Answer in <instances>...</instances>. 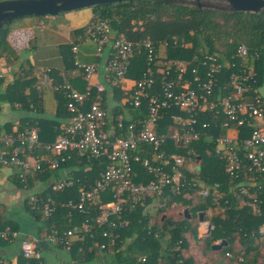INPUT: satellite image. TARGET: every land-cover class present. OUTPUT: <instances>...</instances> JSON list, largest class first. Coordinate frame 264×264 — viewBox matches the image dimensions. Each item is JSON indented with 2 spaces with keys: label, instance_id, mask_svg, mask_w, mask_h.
<instances>
[{
  "label": "built area",
  "instance_id": "obj_1",
  "mask_svg": "<svg viewBox=\"0 0 264 264\" xmlns=\"http://www.w3.org/2000/svg\"><path fill=\"white\" fill-rule=\"evenodd\" d=\"M86 34L94 41L95 54L101 61L82 63L73 56L83 88H77L68 79L54 82L48 67L42 68L38 76L40 87L62 92L66 99L67 124L56 139L41 145L35 126L0 132V167L17 168L23 182L42 171L44 165L55 171L73 158L79 164L86 162L90 168H100L95 183L86 187L72 172L52 183L54 192L79 186L77 199H70L67 206L79 212L92 208L96 214L90 212L72 228L52 230L45 235L46 241L70 250L74 242L88 236L103 252L116 244L130 224L128 214L137 207H147L148 212L158 210L170 195H179L187 187L195 188L199 180L187 174H198L197 164L172 150L171 145L186 146L205 136L216 141L215 153L224 161L229 175L240 179L242 173L246 176L240 180L243 186L252 185L263 174L264 85L253 86L256 80L251 67L242 64L237 71L230 72L227 84L222 86L218 82L220 73L229 66L223 57L205 54L190 60H172L166 54L156 53V46L149 39L113 38L108 23L101 20L91 21ZM171 43L179 44L177 40L164 41L159 48ZM76 49L75 45L71 47L74 54ZM141 51L146 53L142 76L125 87L130 60ZM104 54L106 57L102 58ZM236 54L245 59L249 50L240 44ZM101 71L104 81H93ZM119 85H123L121 100L116 101L113 87ZM223 88H229V93L220 98L218 92ZM206 114L221 119L223 127L249 126L251 130L246 137L216 136L205 131L212 128L209 121H200ZM165 122L173 125L165 127ZM38 148L41 153L36 152ZM23 189H27L26 185ZM197 194L212 195L216 203L223 198L218 183L201 184V189L191 195ZM27 202L46 218L52 216L57 205L51 196H40L38 192L30 193ZM259 232L263 233L264 228L260 227ZM18 236L19 232L9 226L0 228V242ZM39 243V239L22 237V255L40 259L36 251ZM145 261L143 255L135 264ZM0 264L5 262L0 260Z\"/></svg>",
  "mask_w": 264,
  "mask_h": 264
},
{
  "label": "trees",
  "instance_id": "obj_2",
  "mask_svg": "<svg viewBox=\"0 0 264 264\" xmlns=\"http://www.w3.org/2000/svg\"><path fill=\"white\" fill-rule=\"evenodd\" d=\"M90 8L93 12L91 21H106L113 38L124 36L129 40L149 39L156 46V53L160 56L166 54L172 60H190L192 56L214 54L229 62V66L224 67L219 76L218 82L222 86L227 84L230 72L237 71L242 64L253 69L256 80L254 87L264 85V12L199 11L194 7L161 0H125ZM10 24L0 30V102L9 100L14 109L16 102L21 113L37 114L41 112L38 79L30 75L33 67L29 61L20 60L12 40ZM86 26L78 29L83 33V38H87ZM173 40L179 44L171 43L164 49L159 48L162 42ZM240 44L246 45L249 50L245 59H240L236 54ZM145 61L144 51L137 52L130 60L125 87H130L142 76ZM3 85L5 87L2 89ZM121 86L113 87L116 101L121 100ZM228 93L229 88H223L218 95L224 98ZM62 99L65 108L64 94ZM102 104L107 106L106 102ZM200 121H209L212 128L205 131L210 130L216 136L237 134L246 137L251 130L249 126L223 127L221 119L207 114L201 116ZM34 122V118L25 116L15 130L10 126L5 132L34 127ZM172 123L165 122V127ZM2 128L0 126V132ZM215 144L214 139L201 136L186 146L171 145L172 150L197 164L198 174H187L199 180L197 186L187 187L179 195H170L161 209L148 212L147 207H137L128 214L130 224L121 232L116 244L108 246L103 252L98 251L88 236L74 242L70 249L74 260L78 264H87L91 260L104 258L105 253H115L112 264H135L137 258L143 255H146V261L142 264H194L197 259H201L203 264H264V232H259L260 227L264 228V172L255 183L243 186L240 180H245L246 176L242 173L240 179L226 172L224 161L215 153ZM36 152L41 150L36 149ZM77 160L73 158L59 169L74 166L72 174L80 178L81 186L95 183L100 168H90L89 164L85 165L86 162L79 164ZM51 175L53 171L44 165L42 171L34 173L25 182L20 179L17 171L14 182L19 189H23L24 185L30 189L35 181H45ZM214 183L219 184V190L223 193L220 203H216L212 195H191L193 191L201 189V184L211 186ZM79 188L75 186L60 192H49L47 189L49 196L57 202L55 212L48 218L30 208L27 203L26 207L32 216L41 219L40 228L44 229L45 234L52 230L60 232L72 228L90 212L96 214L92 208L79 212L67 206L70 199H77ZM224 200L227 202L224 203ZM184 209L188 210L189 217L184 215ZM199 212L204 213L205 219L213 227L207 236L198 235ZM3 227L0 222V228ZM223 240L226 244L220 249L212 248L213 244ZM125 242L127 246H124ZM55 246L64 249L61 245ZM191 247L194 252L190 253ZM18 264L41 263L35 257L26 258L20 253Z\"/></svg>",
  "mask_w": 264,
  "mask_h": 264
},
{
  "label": "crops",
  "instance_id": "obj_3",
  "mask_svg": "<svg viewBox=\"0 0 264 264\" xmlns=\"http://www.w3.org/2000/svg\"><path fill=\"white\" fill-rule=\"evenodd\" d=\"M92 16L91 8L87 7L58 15L25 16L14 20L10 24L12 40L17 47L20 60H28L32 65L33 70L30 75L38 79L40 70L48 67L51 69L53 79L57 81L68 79L77 88H83L84 82L74 67L73 56L82 63L101 61L95 54L94 41L83 38V33L78 30L85 27L92 20ZM72 44L77 46L75 54L69 49ZM107 56L109 57V55ZM105 57L104 54L102 58ZM93 81L103 82V72H99ZM4 87L5 85L2 86V89ZM39 89L40 113L25 115L17 109L18 103L14 102L16 107L14 109L9 100L0 102L2 133H6V129L10 126L15 130L23 122L25 116H29L35 119L34 123L39 132L41 145L51 143L56 139L67 124V115L62 103L63 94L50 87H40ZM38 150L41 149L38 148ZM31 160L32 158H29V161ZM17 171L18 169L15 167H0V222L4 226H9L19 232L18 238L0 242V259L5 264H18L21 253L19 242L22 237H26L27 239L40 240L36 251L40 256L39 262L41 264H78L71 256L70 250L58 248L46 241L45 231L40 228L41 219L32 216L26 207L28 202L25 201L26 199H22L24 192H27L28 195L30 192H38L39 194L44 192L43 196L44 194L49 195V192H53L51 191L52 183L71 172L74 173L75 167L66 166L55 170L53 175L45 181H35L30 189H19L15 185L14 176ZM47 189H49L48 193ZM17 195L20 197L17 198ZM201 224L202 222L199 221V236H203ZM191 252H194L192 247ZM103 259L100 257L87 264L94 262L95 264H103ZM194 264H203V262L201 259H197Z\"/></svg>",
  "mask_w": 264,
  "mask_h": 264
},
{
  "label": "water",
  "instance_id": "obj_4",
  "mask_svg": "<svg viewBox=\"0 0 264 264\" xmlns=\"http://www.w3.org/2000/svg\"><path fill=\"white\" fill-rule=\"evenodd\" d=\"M125 0H0V30L13 20L25 16L58 15L77 9L93 7L104 3H115ZM156 1V0H150ZM188 7H194L199 11L216 12H264V0H161ZM184 215L189 217L188 210L184 209ZM203 236L210 234L211 224L206 221L203 212L198 215ZM226 241H220L212 245L213 249H220Z\"/></svg>",
  "mask_w": 264,
  "mask_h": 264
},
{
  "label": "rangeland",
  "instance_id": "obj_5",
  "mask_svg": "<svg viewBox=\"0 0 264 264\" xmlns=\"http://www.w3.org/2000/svg\"><path fill=\"white\" fill-rule=\"evenodd\" d=\"M14 21V20H13ZM13 21H11L10 23H12ZM91 40V39H90ZM93 42V41H92ZM94 43V42H93ZM31 193V192H30ZM23 194V196H22V199L24 200V199H26V200H28V194H27V192H24V193H22ZM20 196H18L17 195V198H19ZM132 237H135V235H132ZM128 245V243L127 242H125L124 243V246H127ZM106 254V256L104 257V259H103V264H112V260L116 257V254L115 253H105ZM95 260V259H94ZM92 261V260H91ZM92 264H95V262L94 263H92Z\"/></svg>",
  "mask_w": 264,
  "mask_h": 264
}]
</instances>
